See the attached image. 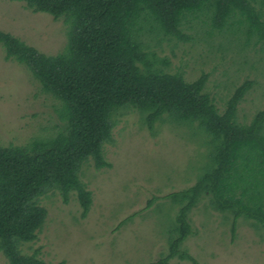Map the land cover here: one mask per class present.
Here are the masks:
<instances>
[{
	"label": "trees",
	"instance_id": "trees-1",
	"mask_svg": "<svg viewBox=\"0 0 264 264\" xmlns=\"http://www.w3.org/2000/svg\"><path fill=\"white\" fill-rule=\"evenodd\" d=\"M11 1L63 18L68 27L65 48L55 55L0 30L5 58L22 64L60 102L64 120L52 136L0 144V253L8 264H47L38 249L24 254L20 247L34 241L44 225L47 211L39 199L48 190H57L64 203L73 193L80 217L87 215L92 194L79 178L80 168L88 160L95 169L110 167L103 147L112 142L115 117L124 108L137 110L149 130L164 117L173 124L193 123L210 146L196 181L166 196L178 209L167 252L153 264L173 258L199 264L182 244L192 233L189 213L203 198L230 214L232 226L239 217L254 220L264 241V109L249 123L236 121L252 81L235 87L220 112L204 91L206 74L186 81L179 72L156 67L141 40L142 30L187 39L182 33L187 15L204 13L211 29L237 39L241 49L264 44V0Z\"/></svg>",
	"mask_w": 264,
	"mask_h": 264
},
{
	"label": "rangeland",
	"instance_id": "rangeland-1",
	"mask_svg": "<svg viewBox=\"0 0 264 264\" xmlns=\"http://www.w3.org/2000/svg\"><path fill=\"white\" fill-rule=\"evenodd\" d=\"M67 27L63 18L0 0V30L40 52H61ZM182 33L187 39L142 30L141 40L156 67L179 72L186 81L206 74L204 91L220 112L235 87L252 81L236 112L237 122L249 123L264 109V44L241 49L237 39L211 29L204 13L187 15ZM63 125L60 102L43 92L22 64L6 59L0 45V144L23 145L52 136ZM205 139L193 123L173 124L164 117L149 130L137 110L122 109L112 142L103 147L110 167L95 169L88 160L80 168L79 178L92 194L87 215L80 217L73 193L64 203L57 190H48L39 199L47 211L44 225L34 241L21 245V252L38 249L47 264H153L167 252L168 230L178 209L166 196L196 181L210 150ZM189 219L192 233L182 248L199 264H264L263 235L254 220L239 217L232 226L233 217L214 210L207 198ZM0 264H8L1 253ZM169 264L192 263L173 258Z\"/></svg>",
	"mask_w": 264,
	"mask_h": 264
}]
</instances>
